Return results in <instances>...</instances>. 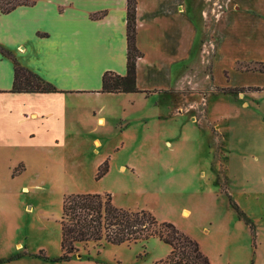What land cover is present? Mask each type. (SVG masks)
I'll return each instance as SVG.
<instances>
[{"label":"crops","instance_id":"0c3cea01","mask_svg":"<svg viewBox=\"0 0 264 264\" xmlns=\"http://www.w3.org/2000/svg\"><path fill=\"white\" fill-rule=\"evenodd\" d=\"M30 1L5 12L0 8V159L6 160L9 172L15 166L20 168L18 175L31 170L33 155L46 159L47 151L82 131L94 134V142L99 143L96 134L142 112L145 103L136 100L140 95L147 98L191 87L196 93V55L208 38L213 46L212 87L202 92V102L196 98V106H207L206 95L209 99L230 95L233 108H252L260 116L261 131L243 129L240 139H253L252 148L236 151L224 144L232 212L227 218L209 219L203 228L205 238L189 236L212 264H264V212L257 219L233 197L234 190L248 186L249 194L264 200V164L249 169L250 161L264 163V70L259 69L264 64V0H224L208 26L200 20L196 0H136V45L141 52L136 60L137 92L101 91L104 72L126 73L127 0ZM217 1L204 4L211 9ZM15 63L56 91L10 92ZM250 64L255 65L250 68ZM185 103L172 102L173 113H180ZM235 157L239 170L233 168ZM228 171L240 176L239 185L229 180ZM25 186H21L24 191ZM7 200L0 196V264H72V259L51 261L35 255L27 243L16 241L22 217L13 213ZM30 210L26 205L16 208L21 214ZM221 234L223 242L218 239Z\"/></svg>","mask_w":264,"mask_h":264},{"label":"rangeland","instance_id":"374dc122","mask_svg":"<svg viewBox=\"0 0 264 264\" xmlns=\"http://www.w3.org/2000/svg\"><path fill=\"white\" fill-rule=\"evenodd\" d=\"M205 1L208 0H196V9L201 22L208 26L223 9L224 0L213 3L211 9ZM212 49L208 38L198 47L196 93L191 87L158 92L147 98L140 95L136 100L145 103L142 112L96 134L99 143L94 142V134L82 131L47 151L46 159L33 155L32 169L21 175L18 166L9 172L6 160L0 159V186H4L0 196L8 198L13 213L19 214L23 222L16 241L27 243L26 247L35 255L42 249L48 260L59 256L62 202L70 193H109L116 206L148 210L157 220L171 222L187 235L204 238L203 228L209 219L227 218L232 210L226 194L228 151L224 144L236 151L246 146L252 148L249 144L253 139L240 137L245 127L251 132L261 131L257 123L260 116L252 108H233L235 102L225 94H221L222 99L217 95L209 99L206 95L207 106H196V98L202 102V92L212 87ZM176 101L186 102L177 114L172 105ZM104 161L108 170L97 177ZM232 164L239 170L237 157ZM258 164L264 163L250 161L249 169H256ZM227 174L235 185L240 184L238 174ZM24 185L26 191L21 189ZM247 187L234 190L233 197L259 219L264 212V200L249 194ZM25 205L31 206L30 212L16 211ZM183 209L189 210L188 216ZM222 238L224 234L218 236L220 242ZM78 248L71 255L72 264H189L178 252L181 247L170 259L172 247L156 237L118 245L89 242L78 244Z\"/></svg>","mask_w":264,"mask_h":264},{"label":"trees","instance_id":"16d2710c","mask_svg":"<svg viewBox=\"0 0 264 264\" xmlns=\"http://www.w3.org/2000/svg\"><path fill=\"white\" fill-rule=\"evenodd\" d=\"M30 3V0H0V8L5 12L18 4ZM126 48V73L120 75L113 71L104 72L101 91H139L136 85V60L141 52L136 45V0H127L126 4ZM259 69L264 70V64ZM9 91L54 92L56 89L31 70L15 63L13 83ZM107 170L108 164L104 161L98 168L97 177H101ZM232 205L254 229L240 206L233 200ZM59 223L61 253L53 261L70 260L71 255L78 251V244L93 242L100 245L106 242L118 245L156 237L172 247L170 259L177 253V248L181 247L178 252L189 264H212L208 256L200 250L198 242L180 231L173 223L159 221L145 209L129 210L116 206L109 193L66 195L63 198ZM38 256L46 259L42 249Z\"/></svg>","mask_w":264,"mask_h":264},{"label":"bare ground","instance_id":"6f19581e","mask_svg":"<svg viewBox=\"0 0 264 264\" xmlns=\"http://www.w3.org/2000/svg\"><path fill=\"white\" fill-rule=\"evenodd\" d=\"M185 213L188 215V212L187 211Z\"/></svg>","mask_w":264,"mask_h":264}]
</instances>
